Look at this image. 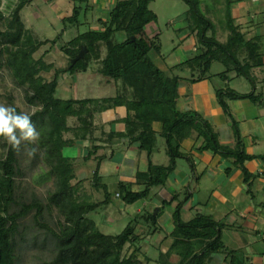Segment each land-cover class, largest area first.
I'll list each match as a JSON object with an SVG mask.
<instances>
[{
	"label": "trees",
	"instance_id": "trees-1",
	"mask_svg": "<svg viewBox=\"0 0 264 264\" xmlns=\"http://www.w3.org/2000/svg\"><path fill=\"white\" fill-rule=\"evenodd\" d=\"M33 1L17 0L8 16L0 8V21L4 19L7 21V28L0 29V63L11 70L18 85L27 89V103L41 107L31 116V120L40 133L39 146L54 178L55 190L48 201L57 206L65 218L58 232L50 230L54 234L57 247L55 260L51 264H141L139 254L142 251L146 253L147 249L143 246L144 237L137 233V227L142 220L150 222L154 228L149 232L153 234L160 228L158 223L161 215L158 214L156 217L152 214L143 215V209L117 235H108L100 230L96 221L89 218V214L100 212L102 207L110 204L113 193L109 191L108 184L103 182L101 176L102 163L109 156L108 154L98 156L99 151L128 139L138 145L140 151L146 153L147 169L137 168L134 182L117 183V197H121L128 205L152 196L154 188L167 185L170 176L178 168V159L187 158L181 149L195 130H198V138L202 139V145L197 151H211L226 159H233L234 166L243 168L244 181L249 182L253 175L248 171L245 162L251 157L245 152L238 122L230 113L227 99H251L254 103H264L263 97L255 95L254 92L240 94L231 89L217 91L221 107L226 114L231 115L234 122L237 145L234 149L226 148L227 146L220 143L219 134L212 124L202 114L178 108L181 97L180 82L183 78L177 75L173 68L163 69V63L157 65V59L153 57V54L162 51V45L157 37L151 36L148 32V27L159 20L158 15L151 9L154 0H119L108 13V18L99 17L97 23L99 27L92 18L93 28L85 31H82L78 24L82 14L93 12L90 0H73L76 5L72 15L67 13L57 18L62 21L64 28L53 39L33 37V31L23 20V9ZM183 1L190 7L186 12L189 23L187 28L199 36L203 45L202 52L187 62L195 71L200 68L199 77L193 74V77L196 75L195 81L206 78L214 62H222L228 68L233 66L239 75L253 82L250 65L242 64L238 58L244 37L239 27L235 25L231 13L229 12L228 20L230 35L228 41L224 43L216 36H208V31L214 23L201 9L200 0ZM227 3L229 11L231 1ZM75 25L78 26V33L70 42H66L65 33ZM122 35L125 36V40L118 42ZM49 43H58L61 46V50L69 58L66 67L57 61L48 63L44 58L33 59V54ZM84 45L89 49L88 54L83 60L72 65V60ZM127 45L132 46L133 55L125 66H118L114 62L115 52ZM101 51H105L102 72L106 77L117 80L119 76L124 75L137 77L140 82L134 100L125 101L121 98L105 100L112 104L104 105V109L111 107L115 102L127 105V116L116 120L126 126V130L121 133L111 130L113 122L104 126L94 124L91 104L96 103L94 100H62L56 96L61 75L85 71ZM41 71H47L44 73L52 71L54 74L51 79H47L41 76ZM70 117L79 119V125L70 126L68 124ZM156 125L159 130L156 129ZM159 135L166 139L170 156V163L167 166L155 164L153 161L154 153L158 149ZM78 141L88 143V155L81 158L66 155V149L77 146ZM19 154L20 150H14L8 145L5 155L0 157V264H19L17 251L20 221L35 211L37 217L43 218L46 212L39 199H33L30 204H25L17 196ZM91 160H94L95 166L92 168L90 185L95 190L103 192L101 199L94 200L91 196V200L86 194L78 195L80 187L86 180H78L77 162L82 161L88 166ZM232 171L231 167L227 173L230 174ZM75 181L79 183L76 184ZM140 184L144 188L134 191V186ZM173 202L174 199H165L162 202L163 209ZM182 205L183 203H179L173 213L174 229L167 233L161 242L167 249V252H163L164 250L160 248V253L166 255L163 264H170L174 255L181 257V264H214L216 259H221L224 264H246L244 258L238 255L237 249L226 245L224 231L227 225L224 222L203 213L184 221L181 216Z\"/></svg>",
	"mask_w": 264,
	"mask_h": 264
},
{
	"label": "rangeland",
	"instance_id": "rangeland-1",
	"mask_svg": "<svg viewBox=\"0 0 264 264\" xmlns=\"http://www.w3.org/2000/svg\"><path fill=\"white\" fill-rule=\"evenodd\" d=\"M16 1L17 0H10V2H7L6 0H0V8L4 11L5 14H7V16L13 11ZM210 1H213L217 4L216 7H218V11H212V7L207 3L209 2V0H200L201 9L204 11L207 17L211 18L214 21L213 26L208 31V36H216L219 41H225V34L227 33L224 31V29H226L225 24H227V20H229L230 9L228 11L227 3V1L229 0H217L219 3L216 0ZM242 2L250 7H253L254 4H252L250 0H242ZM49 3V0H34L22 11L23 20L25 21L26 25L33 31V37L53 39L58 36L61 33L60 30L64 28V24L62 23V21L57 20L58 15H61V13L63 12H65V14L69 13V15H72L74 6L76 5L73 0H54L52 4H57L58 8L52 7L51 3ZM258 6H260L259 8H262V5ZM170 8L183 9L185 10V13L190 9L189 5L183 0H154L152 2L151 9L157 15H159V20L157 23L150 25L151 27L148 28V32L151 36H154L157 33L158 35L155 37H157L158 42L162 45L161 53H155L153 54V57L157 59V65H160L161 62L159 60L165 57V60L162 64L163 69L173 68V71L177 75L186 74L187 77L194 78L193 74H196L197 77H199L200 68H197V71H195L190 68L187 62L193 60L196 55L202 52L203 45L200 43L199 36L193 33L191 29L187 28L188 23L186 21L177 20L171 23L172 11L170 12ZM55 9H60V11L57 12V10ZM173 11L176 12V10ZM94 14L98 17L101 15V17L108 18V11H104V8L100 6L96 8L95 12L82 14L80 17V24H78V26L81 27L82 31L93 28L91 26L94 23L91 21V19L93 18ZM262 15H264V12H262ZM87 18L90 20L89 22L88 20H86ZM78 26H71L69 34L66 35V42H70L78 33ZM6 28L7 21L6 19H4L0 21V29L5 30ZM124 40L125 36L123 35L118 38V42H122ZM197 44L199 52L195 53L194 47H196ZM132 52L133 48L131 45H127L122 49L116 51V53H124L125 55L129 54L127 63L133 55ZM40 58H44L48 63H53L55 61H60L62 65L69 63L68 56L65 55V53L61 50V46L58 43H49L47 45H44L33 54V59L39 60ZM55 65H57V63H55ZM55 71L56 69H54V72ZM223 71H225L224 63L214 62L209 75L214 77L213 79L215 80V84L222 85V83L224 82V79L221 78L220 75V73H222ZM44 72L47 71H41V76H44L47 79H51L52 75L54 74V72L52 71L48 73ZM235 75L239 78H236ZM231 77L233 78L231 86H249L250 88L251 86H256V82L253 77V82L243 75H238L236 72H231ZM100 83L101 75H97V65L93 66L87 72L78 71L75 74L67 73L61 76V85L58 86L56 96L57 98L62 100L84 98L98 99L102 96V87ZM27 92L28 91L25 87H21L15 82L11 70L6 66H2L0 63V104L15 107L17 112L23 111L35 113L36 111L40 110L41 107L27 103ZM219 105L221 104L219 103ZM70 122L72 124H76L77 121L73 120V118L71 117ZM156 129L159 130L158 125H156ZM194 136L198 138V130L194 131L193 137ZM219 141L220 143H222L221 140ZM129 142L130 140L126 139L123 143L128 146ZM6 144L8 143L3 138H0V157H3L6 153V149L9 145L8 144L6 146ZM79 144L80 147H76L73 151L66 150L65 152L74 158L82 155L83 157L87 156L88 149L81 146L82 142ZM118 144L113 145L111 149H105L108 152L109 156L108 158L104 159L102 163V170L103 172H105V178H103V182L105 183H107L108 180L116 183L124 182L125 180H123L121 174L131 175L130 169L137 170V168L139 167H136L133 164V162H138L139 160L138 153H135L139 152V150L135 148L136 146H133L132 148H123ZM39 145L40 143L38 141V143L35 145H27L26 143H22L20 147V174L16 178L17 196H19L20 200L25 204H30L33 199H39L40 202L44 205L46 212L45 214H43V218L37 217L35 211L20 221V235L17 251L19 264H51L55 260L57 247L54 234L50 230L58 232L65 221L64 214L59 210V208H57V206L55 205H52L51 202L48 201V198L53 194L55 190L53 181L54 178L49 172L50 169L44 161L43 151H41ZM26 147H28L29 149L34 148L35 151L29 154L28 152H25ZM157 148L158 149L155 151L153 156L154 163L167 166L170 163V156L168 154L166 139L162 135L158 136ZM109 150L111 152H109ZM181 151L187 156V158L180 157L178 159V168L175 171V175L177 176V183L173 182L169 183L166 187L154 188L152 196L146 197L145 199L136 202H140V205L135 203L132 205H128L124 203L121 197H116L117 199H115L114 196L116 191H113L114 196L112 202L106 207H102V210L100 209V212H92L91 214H89V218L96 221L98 227L103 233L108 235H117L121 233L130 223V221L132 220V218H130L131 215H134V217H136V214H131L130 212H134L138 209L139 206L144 209L143 215L152 214L154 212L157 206L160 205H157L154 196V193H158L164 199H174L175 202L173 205L165 206L160 214L161 216H164L166 214H173L178 204L183 203L181 216L184 221H189L197 214L203 213L212 215L216 220L219 219L218 221H222L224 223H232L233 219H235V217L237 216L234 211H231L232 203H226L225 199L222 200L218 195L215 197H213L212 195V192L216 187V181L213 182L208 178L203 179L202 188L200 191H198L201 204L200 207H197V205L195 204L196 198L194 196H191V191L196 190L198 186L193 171V155L195 153V148L190 151L186 148L184 143ZM109 153H112L114 155L111 157V154ZM143 158L147 159V155L144 154ZM90 164V166H93L95 162L91 161ZM80 165H83V162H80ZM114 173H116V176H109L110 174ZM78 177H82L81 174H77V178ZM220 178H218V180ZM128 180L131 182L134 181V179L132 178ZM75 183L77 184L79 182L75 181ZM230 183L231 186H233L235 181L231 180ZM80 188V192L78 193L79 196H83L84 194H86L90 197L93 196L94 200L103 198V192L95 190L90 185V181L88 179H86L85 184H82V187ZM143 188L144 186H141L140 184L134 188V191H140ZM229 189L230 187L226 185H223L221 187V191L226 192ZM213 198L218 199V201L215 202ZM257 202L259 201H256V205ZM144 203L146 204L145 206L141 205ZM116 207H118V210H120L122 215L118 216V212L117 210H115ZM140 219L142 220L143 218ZM145 228H147L148 230H153L154 225L150 222L142 220L140 222V225H138L137 227V233H139L140 230L141 232H143ZM168 231H170V228L162 229L161 232L159 230L156 235H142L145 239L144 244L150 247H147L148 250L146 251V253L142 251L139 254L142 261L141 264H163L165 259L164 256L166 255L162 252L160 253L159 241L164 238V235H166V232ZM225 231L224 241L226 245L231 248H236L239 256L246 257L248 255L246 251L243 250L241 246H237V242L235 240L237 235L228 232L227 229H225ZM263 236L264 234L261 237H258L257 231L248 232L244 235V237L249 238L251 241H257L258 243L254 244L256 247H263V242L259 241L263 239ZM162 251L167 252V249L163 247ZM259 258L262 259L261 256ZM246 262L247 261H245V263ZM169 263L181 264V257L174 255ZM214 264L224 263L221 259H216ZM260 264H264V261L260 262Z\"/></svg>",
	"mask_w": 264,
	"mask_h": 264
},
{
	"label": "crops",
	"instance_id": "crops-1",
	"mask_svg": "<svg viewBox=\"0 0 264 264\" xmlns=\"http://www.w3.org/2000/svg\"><path fill=\"white\" fill-rule=\"evenodd\" d=\"M8 2V0H6ZM52 7L57 8V4H52L54 0H49ZM111 1V2H110ZM119 0H90V6L92 7L93 12H95L97 7H103L104 11L110 12L112 8L115 7V4ZM231 1L230 12L231 16L233 17V21L236 26L239 27L240 32L244 37L243 47L240 49L238 58L242 62V64H249L250 65V72L253 78L255 79L256 86H231L232 84V77L231 72H237L234 67H227L225 64V71L220 73L221 78L224 79L222 85L215 84L214 77L210 76L209 73L207 77L201 81H195L192 77H187L185 75H179L183 79L180 82V93L181 97L178 101V108L182 111H197L203 115L214 127L216 132L219 134L221 142L231 148H236V135L233 128V118L238 122V127L240 129L241 136L244 140V149L245 152L251 157V159L245 162V166L248 168V171L253 175L249 182L244 181L245 175L243 176V168L241 166H234L233 159L231 158H224L221 155L215 154L211 151L199 152L197 148L202 145V139L193 137L187 139L184 143L187 149L190 151L195 148L194 153V161H193V171L195 180L198 184L197 189L191 191V196L196 198L195 204L197 207H200L201 201L199 200L198 191L202 188V182L204 178H208L209 180L215 182L216 187L212 192L213 197L219 196L220 199L224 200L226 203H232L231 211H234L237 216L233 219L232 223H225L227 225V231L237 235L235 238L237 242V246H241L243 250L246 251L248 254L246 257H243L246 264H260V262L264 261V245L263 247H256L254 244L258 243L257 241H251L249 238L244 237L245 234L248 232H256L257 236L261 237L264 234V103H254L251 99H227V103L229 105L230 114H226L219 105L218 90H234L240 94H248L254 92L255 95H260L263 97L264 100V0H250L253 4V7L246 5L242 0H229ZM218 2V1H217ZM49 3V4H50ZM212 7V11H218L216 7V3L213 1L207 2ZM219 3V2H218ZM262 5V8H259ZM175 8V7H173ZM229 8V7H228ZM173 10H176L173 11ZM172 22L177 20L187 21L186 13L183 9H172L170 8ZM62 12V11H61ZM65 13H61L63 15ZM66 15V14H65ZM60 14L58 15V18ZM101 18V15L99 16ZM99 17L94 14V23L97 25ZM159 17V15H158ZM88 20V18L86 19ZM90 20H88L89 22ZM228 21V20H227ZM214 23V21H213ZM229 23V22H228ZM225 24L226 29L224 31L227 33L226 40L221 42H227L228 36L230 35V27L229 24ZM189 24V23H188ZM98 26V25H97ZM99 27V26H98ZM149 26L148 28H150ZM189 29V28H188ZM223 31V30H221ZM69 34V30L65 33L64 39L66 40V35ZM155 34V32H154ZM158 34L156 33L157 36ZM76 36V35H75ZM195 53L199 52L198 44L194 47ZM66 55V54H65ZM105 55V51H101L99 55L90 62L87 69L85 71L80 72H87L93 66L97 65V75H101V90L102 96L101 98H84L94 100L96 103L92 104V109L94 111V124L95 125H107L113 122L111 130L115 133H121L126 130V126L123 122H117L119 118H124L127 116V105L123 104L122 102H115L113 105L107 109H104V105H110L112 102H105L106 99L109 98H121L125 101H132L136 98V89L140 86V82L137 77H126L124 75L119 76L117 80H112L106 77L102 72V59ZM129 58V54L125 55L124 53H116L114 55V62L118 66H125L127 64ZM165 57L161 59V64L164 62ZM60 62V61H59ZM54 63V62H53ZM61 63V62H60ZM68 64V63H67ZM67 64L62 65L66 67ZM214 65V63H213ZM212 65V66H213ZM212 68V67H211ZM67 74V73H66ZM184 74V72H183ZM224 74V75H222ZM65 75V74H63ZM239 75V74H238ZM62 76V75H61ZM236 78H239L235 75ZM194 80V81H193ZM61 83V78H60ZM61 85V84H59ZM71 118V117H70ZM73 120L77 121L76 124H72L70 119L68 124L70 126H78L79 119L76 117H72ZM126 140V139H125ZM81 146L88 148V143L85 141H78L77 146L69 147L66 150L73 151L76 147ZM124 140L118 145L123 148L136 146L131 142L127 146L123 143ZM183 143V145H184ZM111 149L112 147H106ZM106 148L99 151L98 156H102L108 154L105 150ZM121 148V149H123ZM109 152H111L109 150ZM138 153L139 160L138 162H133L134 166H139V169H147L148 159L143 158L145 152L139 150ZM111 154L112 157L114 154ZM66 155H68L66 153ZM71 156V155H69ZM83 157L79 156V158ZM85 157V156H84ZM94 162V160H91ZM89 165H80V162H77V174H81L82 177H78L79 181H83L88 179L91 180L92 176V168L95 166ZM137 161V160H136ZM82 162V161H81ZM90 166V167H89ZM233 168L232 173H227V170ZM131 175L121 174L123 180L129 181L128 179H134L135 181V170L130 169ZM108 174V173H107ZM85 175V176H84ZM105 172L101 169V176L103 178ZM109 176H116V173L110 174ZM221 177V178H220ZM177 176L175 172L173 175L170 176L169 183H177ZM218 178H220L218 180ZM235 181L233 186H231L230 181ZM124 181V182H125ZM133 181V182H134ZM86 182V181H85ZM105 183V182H104ZM85 184V183H84ZM108 184L109 191L115 193V199H117V183L111 180H108L106 183ZM166 185V186H167ZM226 185L230 187L229 190L221 191V187ZM165 186V187H166ZM136 186H134L135 188ZM133 188V189H134ZM155 200L157 202V208L154 210L152 215L156 214L154 217L161 214L163 211V204L162 202L165 200L161 197L158 193H154ZM167 200V199H166ZM213 200L218 201V199L213 198ZM257 205H256V201ZM135 203V204H139ZM175 202L172 203V205ZM145 206L146 204H141ZM118 212V216L122 215L118 207L115 208ZM143 208L141 206L138 207L137 210L134 212H130L131 214H138L141 213ZM186 210V209H185ZM134 215H131L130 218H133ZM193 218V217H192ZM191 218V219H192ZM219 220V219H218ZM159 230L160 232L162 229L170 228V231L166 232L169 233L174 229V221H173V214H166L164 216H160L159 218ZM158 230V231H159ZM147 228L143 232L138 234L149 236L152 232H149ZM157 231V232H158ZM157 232L153 233L156 235ZM226 231H224L225 233ZM160 234V233H159ZM163 234V233H162ZM260 234V236H259ZM165 237V235H164ZM164 239V238H163ZM162 239V240H163ZM157 240V239H152ZM159 241V247L163 249L164 245L162 242ZM145 241V239H144ZM264 244V236L262 240H259ZM158 242V241H157ZM153 243V242H152ZM143 246L145 249L148 250L147 247L143 242ZM236 249V248H235ZM262 257L259 258V257Z\"/></svg>",
	"mask_w": 264,
	"mask_h": 264
},
{
	"label": "clouds",
	"instance_id": "clouds-1",
	"mask_svg": "<svg viewBox=\"0 0 264 264\" xmlns=\"http://www.w3.org/2000/svg\"><path fill=\"white\" fill-rule=\"evenodd\" d=\"M34 114V112H17L15 107L0 104V138L17 151L20 150L22 143L37 144L40 133L31 120V115ZM34 151V148H25V152L29 154Z\"/></svg>",
	"mask_w": 264,
	"mask_h": 264
},
{
	"label": "water",
	"instance_id": "water-1",
	"mask_svg": "<svg viewBox=\"0 0 264 264\" xmlns=\"http://www.w3.org/2000/svg\"><path fill=\"white\" fill-rule=\"evenodd\" d=\"M134 40V39H133ZM89 52V49L87 46H82L81 51L79 52V54L72 60V65H75L77 62H79L80 60H83L86 56V54ZM156 214H154L155 216Z\"/></svg>",
	"mask_w": 264,
	"mask_h": 264
},
{
	"label": "built area",
	"instance_id": "built-area-1",
	"mask_svg": "<svg viewBox=\"0 0 264 264\" xmlns=\"http://www.w3.org/2000/svg\"><path fill=\"white\" fill-rule=\"evenodd\" d=\"M255 1H258V0H255Z\"/></svg>",
	"mask_w": 264,
	"mask_h": 264
}]
</instances>
